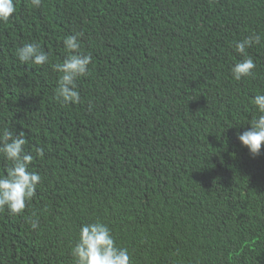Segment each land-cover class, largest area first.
I'll use <instances>...</instances> for the list:
<instances>
[{
    "label": "trees",
    "instance_id": "16d2710c",
    "mask_svg": "<svg viewBox=\"0 0 264 264\" xmlns=\"http://www.w3.org/2000/svg\"><path fill=\"white\" fill-rule=\"evenodd\" d=\"M75 33L92 62L81 102L62 105L60 74L15 50L35 42L63 62ZM253 33L255 75L236 81L233 44ZM260 93L264 0H16L0 22V130L44 155L24 213L0 211V264H73L96 219L130 264H264V145L253 156L238 140Z\"/></svg>",
    "mask_w": 264,
    "mask_h": 264
},
{
    "label": "clouds",
    "instance_id": "9594fccd",
    "mask_svg": "<svg viewBox=\"0 0 264 264\" xmlns=\"http://www.w3.org/2000/svg\"><path fill=\"white\" fill-rule=\"evenodd\" d=\"M30 3L34 8H39L42 0H30ZM15 12L16 0H0V22H8ZM82 35L83 33H75L63 39L66 53L63 62L51 63L49 54L35 42L25 43L15 50V56L21 64H50L52 70L60 74L55 98L62 105L81 102L76 81L88 74V66L92 62L91 55L81 51L79 38ZM261 43V36L253 33L233 44L234 50L245 57L230 69L234 80L240 81L244 77L255 75L253 70L256 64L246 49ZM251 103L258 114L250 120L251 127L238 134V140L256 156L261 153L264 145V93L256 94ZM26 143L23 131L17 135L8 128L0 130V157L8 163L5 171L0 173V211H7L11 216L24 213L41 182V176L29 168L36 157L44 155V150L36 148L34 156L25 150ZM29 223L33 230L39 227L38 218L30 219ZM71 256L73 264H130L128 249L117 245L109 226L99 219L80 225L71 248Z\"/></svg>",
    "mask_w": 264,
    "mask_h": 264
}]
</instances>
